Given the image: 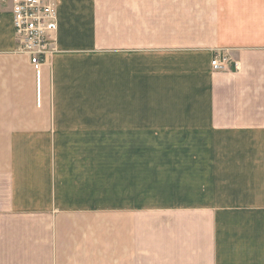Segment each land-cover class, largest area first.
<instances>
[{
  "label": "crops",
  "instance_id": "obj_1",
  "mask_svg": "<svg viewBox=\"0 0 264 264\" xmlns=\"http://www.w3.org/2000/svg\"><path fill=\"white\" fill-rule=\"evenodd\" d=\"M55 39L38 105L0 5V264H264V0H60Z\"/></svg>",
  "mask_w": 264,
  "mask_h": 264
},
{
  "label": "built area",
  "instance_id": "obj_2",
  "mask_svg": "<svg viewBox=\"0 0 264 264\" xmlns=\"http://www.w3.org/2000/svg\"><path fill=\"white\" fill-rule=\"evenodd\" d=\"M60 0H0L11 6L17 53L29 58L34 70L37 102L41 104L43 69L57 52L58 3ZM236 68L227 53L218 52L212 60L214 71Z\"/></svg>",
  "mask_w": 264,
  "mask_h": 264
},
{
  "label": "rangeland",
  "instance_id": "obj_3",
  "mask_svg": "<svg viewBox=\"0 0 264 264\" xmlns=\"http://www.w3.org/2000/svg\"><path fill=\"white\" fill-rule=\"evenodd\" d=\"M230 56V55H229ZM233 63V62H232ZM212 65V64H211ZM224 71H226V70H224ZM146 85V84H145Z\"/></svg>",
  "mask_w": 264,
  "mask_h": 264
}]
</instances>
